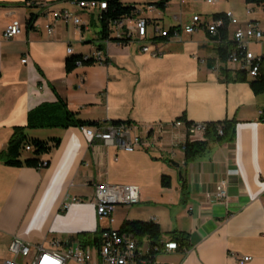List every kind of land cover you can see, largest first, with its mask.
Returning <instances> with one entry per match:
<instances>
[{"label": "crops", "instance_id": "0c3cea01", "mask_svg": "<svg viewBox=\"0 0 264 264\" xmlns=\"http://www.w3.org/2000/svg\"><path fill=\"white\" fill-rule=\"evenodd\" d=\"M77 1L0 0V264L15 237L45 248L56 239L61 249L95 248L98 241L86 242L89 234L120 229L128 220L155 221L164 242L176 234L188 235L187 245L159 253L158 264H264V95L256 94L247 81L226 78L224 69L232 76L240 69L220 60V46L208 30L159 39L162 54L152 56L137 40L122 44L104 39L103 10L81 8ZM160 1H166L164 8L145 10L148 3ZM223 1L228 0H136L132 5L138 12L123 26L113 24L112 36L125 34L137 17L149 19L151 34L156 23L165 29L183 26L195 14L204 16L197 4L210 6L208 19L234 13L237 4L225 10L219 7ZM169 9L179 23L166 27L161 21ZM261 9L237 17L239 24H229V36L251 22L264 30L253 15L263 14ZM58 10L80 17L82 24L74 19L55 22ZM33 13L38 18L32 29L28 20ZM15 20L22 32L7 39L5 29ZM50 22L56 23L52 34L45 28ZM253 45L259 46L256 53L264 54V41ZM99 51L105 63L67 71L70 56L88 58ZM57 93L83 120L102 127L113 121L135 126L133 135L151 142L150 147L127 151L89 137L81 127L32 129L28 133L33 137L60 138L59 146L43 157L49 164L40 169L6 165L1 155L14 127L26 126L29 111L56 102ZM184 115L193 123L236 119L235 139L187 161L185 149L174 145L196 140L188 136ZM159 123L165 132L154 135ZM164 175L170 176V187L162 185ZM223 180L228 197L218 202L214 192ZM100 183L138 186L140 202L119 204L113 221H100L95 204ZM70 196L80 201L64 211L62 203ZM244 256L252 260L241 263Z\"/></svg>", "mask_w": 264, "mask_h": 264}, {"label": "built area", "instance_id": "2783aa9c", "mask_svg": "<svg viewBox=\"0 0 264 264\" xmlns=\"http://www.w3.org/2000/svg\"><path fill=\"white\" fill-rule=\"evenodd\" d=\"M207 3H215L219 0H199ZM78 5L84 9L100 8L105 10L108 8L107 0H78ZM166 5V4H165ZM157 7L156 3H148L145 10L152 12ZM138 12V9H136ZM135 11V12H136ZM143 11V10H142ZM255 8L248 6L247 14H252ZM225 20L229 24H239V19L231 11L225 12ZM54 21L74 19L77 25H81V19L73 16L67 10H58L53 13ZM125 20V19H124ZM124 20L114 24L123 26ZM47 23L45 28L49 34L55 30L56 23ZM224 19L213 17L208 19L201 14L192 16L189 23L170 29L163 28L160 24H154L153 33L149 30L150 21L143 17V21H134L133 25L125 32V34H117L118 37H128L130 41L137 40L143 45L141 50L152 56L162 54L158 41L159 39L180 38L182 32L193 34L199 30H208L211 38L219 46L227 45L228 55L227 61L237 65L240 70L245 71L247 77L254 79L261 73L264 66V54H258L252 50V45L257 42L264 41V30L259 27L257 22H251L245 29L238 28L233 32V36L227 39L218 38L219 28L223 25ZM22 32V25L19 21L11 22L5 29L4 36L11 39ZM68 51H73L72 47ZM102 51L97 52L94 57L97 62L103 64L105 59L102 57ZM24 59L23 62H26ZM82 66V61L77 63ZM218 67V64H217ZM264 113V111H260ZM175 124H177L175 122ZM207 123H193L188 127L189 137H195L196 140L205 139ZM81 129L86 132L89 137L100 139L104 142H114L119 147L134 151L137 148H149L150 143L146 142L139 134L133 135L136 127L123 123V125H104V128H95L83 126ZM154 135H163L165 125L159 123ZM222 134V130L219 131ZM191 140V139H188ZM174 142L175 146L181 145L184 149L186 142ZM192 141V140H191ZM31 147L27 146V150ZM44 161L42 166H46ZM209 195V194H208ZM210 196V195H209ZM215 200L220 202L228 197L227 182L221 181L217 184L214 192ZM140 189L135 185L128 184H111L100 183L96 187L95 204L97 206L98 219L100 221L108 219L113 221L114 213L119 204H138L140 202ZM80 201L78 197L70 196L62 203V210H68L70 206ZM51 248H45L42 245H34L29 242L15 237L9 248V255L3 264H68L70 261L78 264H158L157 255L164 251H173L179 248L175 240L164 242L159 240L158 244L151 247L148 238L139 239L132 233L121 232L119 229H105L101 232L99 240L95 248L85 247L82 245L61 249V241L54 240ZM252 260L251 256H244L239 259L241 263Z\"/></svg>", "mask_w": 264, "mask_h": 264}, {"label": "trees", "instance_id": "16d2710c", "mask_svg": "<svg viewBox=\"0 0 264 264\" xmlns=\"http://www.w3.org/2000/svg\"><path fill=\"white\" fill-rule=\"evenodd\" d=\"M108 8L103 10L101 14L102 23V36L104 39L119 41L122 44L129 43L131 39L128 37L112 36V25L116 22L122 21L126 18L132 17L137 9L136 5L124 4L120 0H107ZM247 4L252 5L254 8L262 7L264 9V0H245ZM166 1L156 2L158 8H164ZM216 18L224 19L223 25L219 28L218 38L227 39L229 36V22L225 20L224 13L215 14ZM38 16L31 14L28 20V28H35V22ZM211 35V34H210ZM220 60L226 61L228 55L227 45L220 46L219 49ZM82 61L83 65H92L97 62L94 56L85 58L83 55H72L66 61V69L71 72L77 68V63ZM224 75L231 81H247L250 83L252 90L256 94L264 95V66L262 73L254 79L248 80L246 72L239 70L235 75H231L228 69L223 70ZM58 100L53 103H43L35 109L29 111L27 116L26 126L14 127L13 135L9 141L6 151L1 155L5 164L10 167H34L42 168L44 163L43 157L50 154L60 144V138L53 137L49 139H41L33 137L28 133L32 129H50L61 128L67 129L69 127H96L100 125L97 121H89L81 119L77 112L72 111L65 99L57 93ZM183 119L187 126L193 122L187 121L185 115ZM115 125H123L124 122L113 121ZM205 139L203 140H188L185 146V154L187 161L204 154L214 144H223L232 142L236 136V119H226L217 122H208ZM222 130V134L219 131ZM27 146L31 149L27 150ZM49 161H47V165ZM46 165V166H47ZM162 185L164 187L171 186V178L168 175L162 176ZM121 232L132 233L139 239L147 237L150 240L151 247L154 248L161 239L162 232L158 223L155 221H141V220H128L123 223L119 229ZM100 233L88 235L86 242H97ZM179 247L185 246L188 243V235L176 234L173 237Z\"/></svg>", "mask_w": 264, "mask_h": 264}, {"label": "rangeland", "instance_id": "374dc122", "mask_svg": "<svg viewBox=\"0 0 264 264\" xmlns=\"http://www.w3.org/2000/svg\"><path fill=\"white\" fill-rule=\"evenodd\" d=\"M134 1L136 0H124L125 3H130V4H133ZM237 4L236 5V9L235 8H232V10L234 11V14L236 17H238L239 19H241V15L243 17H247V9H248V4L246 3L245 0H228L226 2L223 1L222 5L219 6V7H222L223 9H229L231 7V4ZM138 7H139V4H137ZM221 8V9H222ZM174 9H169L167 11H163L164 13V21H161L162 25H165L166 27H169V26H172V25H175V24H178L179 22L174 20L172 15L174 14L173 12ZM196 10L199 11V12H202L204 14V16H207V17H210L213 13V11L210 9V6L208 5H205V4H197L196 5ZM256 11H259L262 10L261 7H256L255 8ZM258 13V12H257ZM253 14L255 17H258L262 24L264 25V13L263 14ZM102 30V28L100 29V31ZM252 49L254 51H256L257 49H259V46L257 45H253L252 46ZM69 52V51H68ZM70 54L73 53V52H69Z\"/></svg>", "mask_w": 264, "mask_h": 264}, {"label": "bare ground", "instance_id": "6f19581e", "mask_svg": "<svg viewBox=\"0 0 264 264\" xmlns=\"http://www.w3.org/2000/svg\"><path fill=\"white\" fill-rule=\"evenodd\" d=\"M136 21H143V18L142 17H139V18L137 17ZM69 52H73V51H69ZM113 125H115V124H113ZM95 128H104V127H102V125H98Z\"/></svg>", "mask_w": 264, "mask_h": 264}, {"label": "water", "instance_id": "95a60500", "mask_svg": "<svg viewBox=\"0 0 264 264\" xmlns=\"http://www.w3.org/2000/svg\"><path fill=\"white\" fill-rule=\"evenodd\" d=\"M182 175V173L180 172V176Z\"/></svg>", "mask_w": 264, "mask_h": 264}]
</instances>
